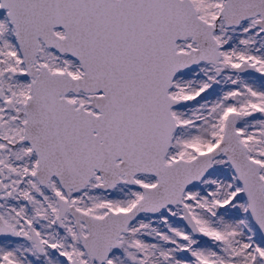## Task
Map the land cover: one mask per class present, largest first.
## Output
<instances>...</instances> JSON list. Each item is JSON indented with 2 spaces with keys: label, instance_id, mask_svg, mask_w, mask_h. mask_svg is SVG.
<instances>
[{
  "label": "snow or ice",
  "instance_id": "1",
  "mask_svg": "<svg viewBox=\"0 0 264 264\" xmlns=\"http://www.w3.org/2000/svg\"><path fill=\"white\" fill-rule=\"evenodd\" d=\"M0 264H264V0H0Z\"/></svg>",
  "mask_w": 264,
  "mask_h": 264
}]
</instances>
